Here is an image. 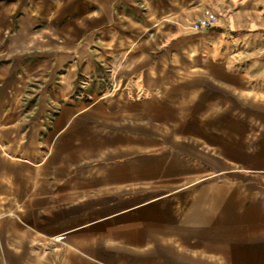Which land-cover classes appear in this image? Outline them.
<instances>
[{
    "label": "crops",
    "instance_id": "crops-1",
    "mask_svg": "<svg viewBox=\"0 0 264 264\" xmlns=\"http://www.w3.org/2000/svg\"><path fill=\"white\" fill-rule=\"evenodd\" d=\"M205 10L264 31V0H0V264H264V68L194 53Z\"/></svg>",
    "mask_w": 264,
    "mask_h": 264
},
{
    "label": "rangeland",
    "instance_id": "rangeland-1",
    "mask_svg": "<svg viewBox=\"0 0 264 264\" xmlns=\"http://www.w3.org/2000/svg\"><path fill=\"white\" fill-rule=\"evenodd\" d=\"M233 11L205 10L204 16L194 21L189 27L195 31L204 32L201 47L194 53L207 57L213 54L218 60L229 64L231 69L258 71L264 68V31L251 30L243 23H233L227 15ZM243 20V16L235 19Z\"/></svg>",
    "mask_w": 264,
    "mask_h": 264
},
{
    "label": "bare ground",
    "instance_id": "bare-ground-1",
    "mask_svg": "<svg viewBox=\"0 0 264 264\" xmlns=\"http://www.w3.org/2000/svg\"><path fill=\"white\" fill-rule=\"evenodd\" d=\"M191 75L198 77L201 80L213 81L214 77L232 80V77L229 75L226 66L218 63L211 56L204 62V65L202 67L196 69L194 72H191ZM161 76H165V78L168 77L173 82L168 85L165 90L154 92V95L165 97L172 103L178 101L181 96L185 95L186 92L192 89V84L190 82L184 81V79H182L181 81L178 80L179 76L177 74H170V77L164 74H162ZM233 82L236 84L234 90H236L238 93H241L246 98H251L250 95H248L247 92L243 89L246 85L245 79L241 77L237 80L234 79ZM189 100L190 99H187L184 103H182L181 109L179 105L175 106L176 121L173 125V131L179 128L183 118V112L181 113V110L184 111V109L188 106ZM259 101L264 105V96H261Z\"/></svg>",
    "mask_w": 264,
    "mask_h": 264
}]
</instances>
